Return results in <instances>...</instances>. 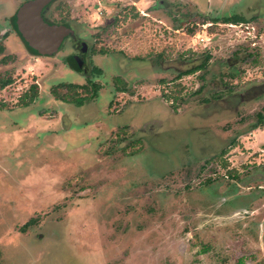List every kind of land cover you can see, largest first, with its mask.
Listing matches in <instances>:
<instances>
[{"label":"rangeland","instance_id":"obj_1","mask_svg":"<svg viewBox=\"0 0 264 264\" xmlns=\"http://www.w3.org/2000/svg\"><path fill=\"white\" fill-rule=\"evenodd\" d=\"M25 2L0 0V264H264V0H55L82 106L51 92L88 84L74 39L30 53Z\"/></svg>","mask_w":264,"mask_h":264},{"label":"water","instance_id":"obj_2","mask_svg":"<svg viewBox=\"0 0 264 264\" xmlns=\"http://www.w3.org/2000/svg\"><path fill=\"white\" fill-rule=\"evenodd\" d=\"M55 0H30L22 4L13 17V26L33 55L57 54L65 40L74 34L67 25L50 24L42 13Z\"/></svg>","mask_w":264,"mask_h":264},{"label":"trees","instance_id":"obj_3","mask_svg":"<svg viewBox=\"0 0 264 264\" xmlns=\"http://www.w3.org/2000/svg\"><path fill=\"white\" fill-rule=\"evenodd\" d=\"M247 19L244 17H233V18H227L224 19L223 22L224 23H243L246 22ZM53 24V23H50ZM19 36L20 34L17 33ZM21 37V36H20ZM24 42V41H23ZM25 43V42H24ZM26 45V44H25ZM27 47V46H26ZM5 52V46L2 42H0V57L4 55ZM161 57V56H160ZM10 60V57H4L2 58V61L6 62ZM210 60V56H206L205 61L202 62L199 66L192 68L182 74H180L178 76V78L180 79L181 77L185 76V75H191L194 74L196 71L204 69L206 67V64L209 62ZM13 79L11 76H4V77H0V90L5 89L6 87H8L9 85H11L13 83ZM117 84H120L121 86L118 87L120 91H125V83H123V81H120L119 79L117 80ZM79 89L83 90V94L78 91ZM100 89V86L98 85H91V87L89 86H79V85H74V84H60L55 86L51 92L52 94L59 100L63 101V102H67L70 104H74L77 106H82L84 104V102L88 99V97L91 95L92 92H94V94L97 93V91ZM203 88H200L198 90V93H201ZM180 91V90H179ZM179 91H177L179 93ZM88 94L87 96H84V94ZM38 95V87L33 85L31 86V88L29 89V91L24 94L22 96V100L20 102L21 105L23 106H28L30 104H32L34 102V100L36 99ZM166 97H168L166 95ZM170 99H174V101H177V97L172 98V96H169ZM5 105L0 104V111H2V109H5ZM174 110L176 112V109L174 107ZM258 125L259 127H264V114H258ZM225 152L222 153V155H224ZM226 166V164H225ZM28 224H26V226H28Z\"/></svg>","mask_w":264,"mask_h":264},{"label":"flooded vegetation","instance_id":"obj_4","mask_svg":"<svg viewBox=\"0 0 264 264\" xmlns=\"http://www.w3.org/2000/svg\"><path fill=\"white\" fill-rule=\"evenodd\" d=\"M28 1H30V0H28ZM52 4H50L48 7H46L45 9H44V11H43V13H42V16H43V18H44V20L45 21H47L48 23H52V22H49L48 21V19H47V17H46V13H47V10H48V8L51 6ZM65 24V22L64 23H60V24H58V25H64ZM57 25V24H56ZM68 27H71V29L74 31V29H73V27L72 26H68ZM76 36V32L74 31V34H72L71 36H69L66 40H68V39H74V37ZM64 44V43H63ZM63 46V45H62ZM71 49H72V54H70V55H68L67 56V58L65 59V61L64 62H66V64H65V66H63V67H66V69H72V70H74V71H76V72H78L79 74H81L83 77H85V79H88V81H87V83L88 84H86V85H82V84H80L81 86H89V87H91V85H93V84H95L96 82H94L93 80H89V74H88V68H87V66H88V62H87V51H88V46H87V44H85V42H83V41H79V40H75L74 39V41L72 42V44H71ZM60 50H62V47H61V49ZM60 52V51H59ZM58 52V53H59ZM53 56H55V55H53ZM53 56H51V57H53ZM98 60H102L101 58H97ZM91 61H93V63H95V64H93L92 65V68H91V73H92V75H97V76H102L104 73V70H102L99 66H98V64L96 63V59H91ZM118 72V71H117ZM83 83V82H82ZM60 84H64V83H60ZM59 84V85H60ZM68 84H73V83H68ZM74 85H78V84H74ZM79 85V86H80ZM95 85H98V86H100V89L97 91V93L96 94H94V92H92L91 93V95L89 96V97H93V98H96L97 97V95L98 94H100L101 92H102V90H103V87H102V85L100 84H95ZM119 89V88H118ZM117 89V90H118ZM119 91V90H118ZM122 92V91H121ZM88 94L86 93V94H84V96H87ZM53 96V98H55V100H57V101H61V100H59V99H57L56 97H54V95H52ZM88 97V98H89ZM36 100V99H35ZM35 100H34V102H35ZM88 100V99H87ZM86 100V101H87ZM93 100H95V99H90V101H88V102H91V101H93ZM86 101L84 102V104L86 103ZM33 102V103H34ZM61 102H63V101H61ZM32 103V104H33ZM63 103H67V102H63ZM32 104H30V105H32ZM67 104H70V103H67ZM30 105H28V106H22V107H25V108H29L30 107ZM28 224V223H27Z\"/></svg>","mask_w":264,"mask_h":264},{"label":"crops","instance_id":"obj_5","mask_svg":"<svg viewBox=\"0 0 264 264\" xmlns=\"http://www.w3.org/2000/svg\"><path fill=\"white\" fill-rule=\"evenodd\" d=\"M139 9V8H138ZM140 10V9H139ZM142 11V10H141Z\"/></svg>","mask_w":264,"mask_h":264},{"label":"built area","instance_id":"obj_6","mask_svg":"<svg viewBox=\"0 0 264 264\" xmlns=\"http://www.w3.org/2000/svg\"><path fill=\"white\" fill-rule=\"evenodd\" d=\"M141 12V11H140Z\"/></svg>","mask_w":264,"mask_h":264}]
</instances>
